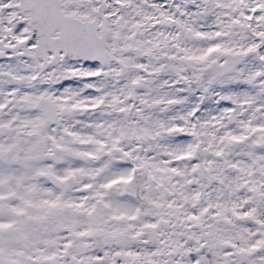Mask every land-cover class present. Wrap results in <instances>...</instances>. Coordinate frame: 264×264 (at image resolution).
Returning <instances> with one entry per match:
<instances>
[{
	"label": "snow or ice",
	"instance_id": "6c2138e0",
	"mask_svg": "<svg viewBox=\"0 0 264 264\" xmlns=\"http://www.w3.org/2000/svg\"><path fill=\"white\" fill-rule=\"evenodd\" d=\"M0 264H264V0H0Z\"/></svg>",
	"mask_w": 264,
	"mask_h": 264
}]
</instances>
